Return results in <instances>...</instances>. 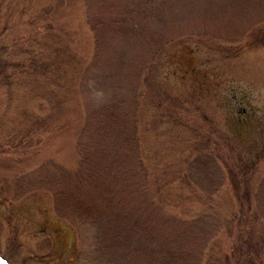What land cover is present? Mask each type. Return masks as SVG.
I'll return each mask as SVG.
<instances>
[{
  "label": "rangeland",
  "instance_id": "1",
  "mask_svg": "<svg viewBox=\"0 0 264 264\" xmlns=\"http://www.w3.org/2000/svg\"><path fill=\"white\" fill-rule=\"evenodd\" d=\"M105 2L162 38L138 86L147 187L165 214L200 209L215 224V258L206 264H221L216 250L224 254L230 242L223 222L236 208L227 171L254 160V174L264 167V0H0V255L11 264H79L83 256L85 235L57 214L44 180L57 165L75 167L83 101L108 92L77 81L91 48L85 4ZM38 10L35 19L49 22L43 30L25 24ZM114 48L126 58L135 50L121 39ZM14 57L28 63L12 72ZM18 136L29 144H6ZM255 227L264 230V221Z\"/></svg>",
  "mask_w": 264,
  "mask_h": 264
},
{
  "label": "trees",
  "instance_id": "2",
  "mask_svg": "<svg viewBox=\"0 0 264 264\" xmlns=\"http://www.w3.org/2000/svg\"><path fill=\"white\" fill-rule=\"evenodd\" d=\"M114 8L113 2L85 4L83 23L91 48L77 81H84L93 92L104 85L108 92L95 104L83 101L84 113L76 132V165L72 169L53 167L44 187L57 214L85 235L78 239L77 255L83 253L76 257L79 264H206L215 258V245L208 244L215 240V224L206 225L200 209L189 217L165 214L163 201L153 197L147 187V169L138 150L140 72L154 62L162 38L147 30L148 26L137 25L135 18L113 12ZM42 11L28 15L33 19L25 24L32 28L35 20L41 27L47 26L49 22L35 19ZM118 39L135 47L128 58L114 48ZM10 42L13 49L21 44L16 37ZM25 61L27 58L14 57L6 63L15 72ZM25 67L28 72L30 67ZM25 142L29 144L30 139L18 136L6 144L17 147ZM250 164L245 170L236 164L227 171L236 208L223 222L230 242L224 254L216 250L221 264H264V230L255 227L256 222L264 221V167L254 174L252 170L259 164L255 160ZM247 172L252 180L245 179ZM30 187L18 186L22 190ZM189 195L194 196L191 191ZM229 225H234L232 232Z\"/></svg>",
  "mask_w": 264,
  "mask_h": 264
},
{
  "label": "water",
  "instance_id": "3",
  "mask_svg": "<svg viewBox=\"0 0 264 264\" xmlns=\"http://www.w3.org/2000/svg\"><path fill=\"white\" fill-rule=\"evenodd\" d=\"M0 264H11L4 256L0 255Z\"/></svg>",
  "mask_w": 264,
  "mask_h": 264
}]
</instances>
